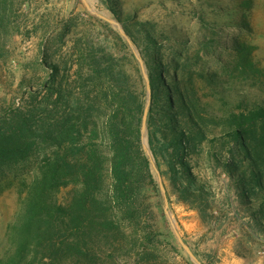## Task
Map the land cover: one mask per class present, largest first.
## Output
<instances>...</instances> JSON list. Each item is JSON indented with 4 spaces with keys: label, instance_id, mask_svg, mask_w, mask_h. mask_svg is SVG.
Instances as JSON below:
<instances>
[{
    "label": "trees",
    "instance_id": "16d2710c",
    "mask_svg": "<svg viewBox=\"0 0 264 264\" xmlns=\"http://www.w3.org/2000/svg\"><path fill=\"white\" fill-rule=\"evenodd\" d=\"M237 2L246 9L250 0ZM24 3L0 0V58L4 38L19 30L13 20ZM104 3L146 64L149 145L157 167L165 166L176 199L196 209L203 221L212 217L211 189L192 169L206 155L235 182L264 233V101L231 99L238 94L231 91L234 85L264 90V68L254 60L252 46L234 39V59L224 66L223 79L198 74L217 106L202 103L194 74L178 76L185 64L180 53L170 60L159 53L155 26L138 19V7L124 11L118 0ZM95 65L87 80L99 91L80 93L72 105L70 91L56 80L58 65L50 64L40 101L29 81L30 100L0 110V166L42 150L24 187L22 212L8 224L9 248L0 264H120L122 257L140 252L147 254L144 264H161L148 253L161 244L162 233L148 193L157 184L141 143L145 95L127 74L105 75Z\"/></svg>",
    "mask_w": 264,
    "mask_h": 264
},
{
    "label": "rangeland",
    "instance_id": "374dc122",
    "mask_svg": "<svg viewBox=\"0 0 264 264\" xmlns=\"http://www.w3.org/2000/svg\"><path fill=\"white\" fill-rule=\"evenodd\" d=\"M118 1L124 11L138 7V19L154 24L153 35L158 38L161 55L170 60L180 53L184 73L177 70V74L183 78L188 77V71L194 74L202 103L214 102L209 97V86L203 84L198 74L217 73L223 79L224 66L234 59V39L251 45L254 60L264 68V0H250L246 9L237 7V0ZM13 21L19 30L4 38L8 42L0 58V110L28 102L29 81L40 101L45 93L43 85L51 74L50 64L58 65L56 80L70 91L72 105L80 93L99 91L87 80L97 67L95 63L100 64L105 75L110 70L127 74L129 81L145 95L148 108V72L140 48L130 38V42L125 39L122 24L104 0H25ZM85 80L88 83H82ZM231 87L233 95L238 93L237 97L231 96L233 100L243 96L249 101H264V90L257 87ZM141 139L157 184L148 193L162 233L161 244L148 249L153 254L149 260L161 264H264V233L248 213L235 182L221 168L213 167L206 155L192 166L193 172L209 185L213 196L212 217L203 221L196 209L176 199L165 166L157 167L147 126ZM41 154L42 150L28 159L0 166V256L9 248L8 224L22 212L24 187L31 181ZM261 223L264 225V218ZM236 251L245 256H238ZM146 255L140 252L122 257L120 264H144Z\"/></svg>",
    "mask_w": 264,
    "mask_h": 264
},
{
    "label": "water",
    "instance_id": "95a60500",
    "mask_svg": "<svg viewBox=\"0 0 264 264\" xmlns=\"http://www.w3.org/2000/svg\"><path fill=\"white\" fill-rule=\"evenodd\" d=\"M122 33H123V36L125 37V39L130 42L129 37L123 31H122ZM148 97L150 98V93H149V96ZM147 110H148V108L146 107L145 108V111H144L143 119H142V126H141V133H142V135H143V133L145 131V128H146ZM142 143H143V140H142ZM143 149H144V151L146 150L145 145H143ZM162 193H163L164 200H165V206H167L168 205V202H167V199H166L165 192H164L163 188H162ZM189 254H190L191 258L194 259V261H196L198 263L197 258L191 252Z\"/></svg>",
    "mask_w": 264,
    "mask_h": 264
}]
</instances>
